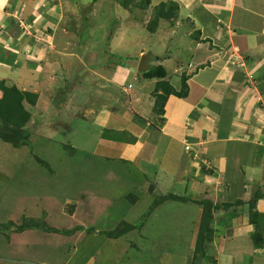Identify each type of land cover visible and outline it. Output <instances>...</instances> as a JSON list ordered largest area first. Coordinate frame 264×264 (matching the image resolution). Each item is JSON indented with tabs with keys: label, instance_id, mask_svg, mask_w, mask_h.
Segmentation results:
<instances>
[{
	"label": "rangeland",
	"instance_id": "1",
	"mask_svg": "<svg viewBox=\"0 0 264 264\" xmlns=\"http://www.w3.org/2000/svg\"><path fill=\"white\" fill-rule=\"evenodd\" d=\"M19 1L21 14L11 17H15L17 25L21 23L18 49L24 57L18 58L13 69L0 63V81L35 93L38 99L35 106L24 104L31 114L26 125L27 143L14 148L0 141V225L42 219L48 227L58 230L80 225L95 231L84 232L80 237L78 233L68 237L34 230L20 234L13 229L6 231L11 241L0 234L5 242L16 247L23 239H29L37 254L34 260L6 259L5 254L10 251L0 244V264H210L209 244L205 247L207 257L200 258L192 236L183 241L148 239L147 233L139 230L114 240L101 234L122 224L136 225L152 200L161 196L158 190L179 192L173 179H164L165 168L160 167L153 177L135 163L136 152L123 147L122 153L121 147L100 141L107 136V132L101 133V125L105 127L116 119L114 127L130 129L128 125L135 124L138 108L145 110L140 111L143 117L152 120L155 80L135 76L143 56L155 57L149 64L165 65L172 74L178 60L187 65L195 54L192 46L180 51L185 43L183 37L173 47L167 42L173 30L167 21H161L155 33L146 28L154 7L165 2L150 1L146 11H126L119 6V0ZM10 23L6 28L11 33L10 26L14 24ZM167 55L171 61L163 63ZM230 64L237 66L239 60H231ZM125 65L134 77L128 79L127 85ZM247 77L252 81V76ZM176 79L168 78L174 85ZM124 89L133 94L128 96ZM133 95L137 97L135 105L129 101ZM65 145L75 149L73 156ZM39 161L46 163L51 172ZM167 166L171 168V164ZM135 177L145 180L136 190ZM151 179H156L160 189ZM139 191L145 193L140 201ZM129 193L137 199L133 205L126 198ZM196 196L190 199L198 204L201 197ZM198 205L200 216L202 206ZM171 214L175 212L166 217L171 218ZM165 226L177 228L179 224L172 221Z\"/></svg>",
	"mask_w": 264,
	"mask_h": 264
},
{
	"label": "crops",
	"instance_id": "2",
	"mask_svg": "<svg viewBox=\"0 0 264 264\" xmlns=\"http://www.w3.org/2000/svg\"><path fill=\"white\" fill-rule=\"evenodd\" d=\"M150 1L177 3V17L169 25L173 30L167 42L173 47L183 37L185 43L180 51H188L186 46H192L195 54L187 65L178 60V67L172 74L167 72V79L177 77L175 85L169 82L178 90V76L186 75L188 93L185 98H168L160 126L153 115L154 125L143 117L140 111L145 110L141 108L137 110L138 117L133 118L135 124L128 125L130 129L114 127L116 119L105 127L100 124L101 133L103 129L107 131L103 143L121 147L122 153L127 147L131 153L136 152L135 163L153 177L160 167L165 168L168 175L164 179H173L179 188V192L172 194L189 199L197 194L201 200L207 197L220 205L213 213L210 264H264V244L258 248L253 245L254 226L249 223L248 209L255 194L261 193L253 211L258 214L256 222L264 237V0ZM20 6L19 0H0V63L6 68L13 69L18 58L24 57L18 49L20 36L16 29L21 23L17 25L15 17H11L21 14ZM11 21L14 26H10V33L6 27ZM180 53L175 56L177 59ZM234 59L239 60V66L230 64ZM169 61V55L162 59L163 63ZM125 68L127 85L128 79L134 77L129 73L131 68ZM130 91L128 96L133 94ZM129 101L135 105L137 97L133 95ZM110 131H115L116 136H111ZM185 146L190 150L186 151ZM141 180L134 178L135 184L138 182L135 190L143 185L145 180ZM151 180L156 183V179ZM154 186L159 188L157 183ZM158 193L169 194L165 190ZM139 194L140 201L145 193ZM189 199L159 205L148 216L141 234L147 233L148 239H192L200 206ZM238 202L242 204L236 205ZM226 204L230 206L224 208ZM171 212L175 215L168 219ZM172 221L179 226H165ZM7 240L0 237V244L10 251L5 254L6 259L34 260L37 252L31 249L29 239H21L23 243L16 247Z\"/></svg>",
	"mask_w": 264,
	"mask_h": 264
},
{
	"label": "trees",
	"instance_id": "3",
	"mask_svg": "<svg viewBox=\"0 0 264 264\" xmlns=\"http://www.w3.org/2000/svg\"><path fill=\"white\" fill-rule=\"evenodd\" d=\"M118 4L121 8L126 11L135 9L138 11H146L149 8L150 0H119ZM177 17V6L172 2L160 3L154 7L151 14V19L148 21L146 28L151 33H155L159 23L163 20L167 21L169 25H173ZM18 30V26H16ZM18 32V31H17ZM19 34V33H18ZM2 49L0 48V51ZM14 57V55H12ZM13 59V58H12ZM123 64V63H122ZM126 66V65H125ZM151 68L148 71L139 73V77L143 80H155V84L151 93L153 97L152 112L153 116L157 118L159 123L163 122L164 107L170 96L176 98H185L188 93L187 76H180V87L178 90L173 88L167 79L168 74L166 69L162 65H150ZM0 141L9 144L14 148H20L24 146L29 138V134L26 131V125L31 119L30 112L25 108V103L29 106H35L37 102V95L30 91L20 90L16 86H6L4 81H0ZM102 132H107L103 129ZM105 139L100 138L101 143ZM65 150L69 151V154L73 156L75 149L71 146L65 145ZM39 164L48 172H51L49 166L39 161ZM261 193H256L254 198L248 203L249 206V223L254 226V232L251 234L253 245L258 248L264 244V237L261 234L260 228L256 219L258 214L253 211L255 201L260 198ZM126 198L130 204L136 202L135 194L129 193ZM189 198L177 196L172 193L161 195L152 200L151 204L147 207L140 220L136 225L133 224H122V227L116 228L112 231H105L101 233L108 239H119L124 237L127 233L132 231H139L144 225L143 221L148 218L152 211L159 205L165 202H185ZM190 200V199H189ZM198 204L202 206L200 218L198 220L197 229L194 231V249L200 254V258H206L205 247L207 244L213 242L214 230L212 226L213 213L215 210L221 208L220 205L213 203L211 200H201ZM242 204L238 202L236 205ZM230 205H224V208H228ZM27 221V220H26ZM13 229L14 233L20 234L27 230L41 231L46 234H59L64 236H72L77 232L92 233L95 230L92 227L85 228L83 226H75L70 230H58L47 226V223L42 219H32L27 222H23L20 225H15L12 222H8L6 225H0V234L5 235L6 231Z\"/></svg>",
	"mask_w": 264,
	"mask_h": 264
},
{
	"label": "water",
	"instance_id": "4",
	"mask_svg": "<svg viewBox=\"0 0 264 264\" xmlns=\"http://www.w3.org/2000/svg\"><path fill=\"white\" fill-rule=\"evenodd\" d=\"M153 59H155V57H152V56H143L140 59V64H139L138 71H140V72L148 71L151 68L149 62L152 61Z\"/></svg>",
	"mask_w": 264,
	"mask_h": 264
},
{
	"label": "built area",
	"instance_id": "5",
	"mask_svg": "<svg viewBox=\"0 0 264 264\" xmlns=\"http://www.w3.org/2000/svg\"><path fill=\"white\" fill-rule=\"evenodd\" d=\"M240 66H242V64H240ZM185 150H190L188 146H185Z\"/></svg>",
	"mask_w": 264,
	"mask_h": 264
}]
</instances>
